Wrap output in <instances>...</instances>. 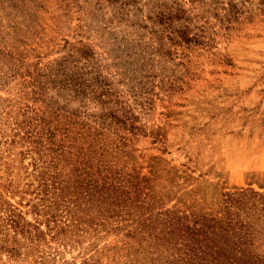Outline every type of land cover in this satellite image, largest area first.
<instances>
[{
	"label": "trees",
	"instance_id": "trees-1",
	"mask_svg": "<svg viewBox=\"0 0 264 264\" xmlns=\"http://www.w3.org/2000/svg\"><path fill=\"white\" fill-rule=\"evenodd\" d=\"M180 36L158 56L177 45L186 72L204 48L213 60L216 42ZM72 50L61 73L22 76L26 104L0 130V264H264V179L213 184L198 153L172 164L171 125L144 124L157 96L150 77L132 101L95 66L89 45ZM173 84L159 89H181ZM144 139L157 154L138 148Z\"/></svg>",
	"mask_w": 264,
	"mask_h": 264
},
{
	"label": "rangeland",
	"instance_id": "rangeland-1",
	"mask_svg": "<svg viewBox=\"0 0 264 264\" xmlns=\"http://www.w3.org/2000/svg\"><path fill=\"white\" fill-rule=\"evenodd\" d=\"M180 33L216 42L213 60L204 48L189 57L196 66L186 72L176 66L177 45L158 56L159 45L181 41ZM84 44L124 95L150 77L157 96L144 124L171 125L165 159L176 165L198 153L199 172L227 188L264 179V0H0L1 131L26 104L22 76L61 73L72 49ZM141 66L148 76H139ZM162 82L181 89H159ZM5 147L0 143L1 155ZM138 148L158 153L146 139Z\"/></svg>",
	"mask_w": 264,
	"mask_h": 264
}]
</instances>
